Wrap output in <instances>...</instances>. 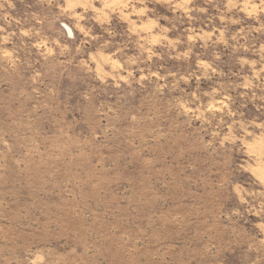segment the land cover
<instances>
[{"label":"rangeland","instance_id":"rangeland-1","mask_svg":"<svg viewBox=\"0 0 264 264\" xmlns=\"http://www.w3.org/2000/svg\"><path fill=\"white\" fill-rule=\"evenodd\" d=\"M0 264H264V0H0Z\"/></svg>","mask_w":264,"mask_h":264}]
</instances>
